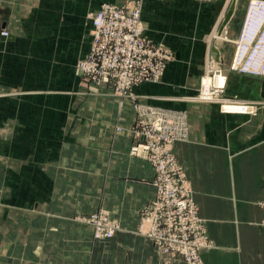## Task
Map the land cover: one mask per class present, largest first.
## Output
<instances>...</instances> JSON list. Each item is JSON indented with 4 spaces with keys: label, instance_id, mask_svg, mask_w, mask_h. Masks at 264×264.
<instances>
[{
    "label": "crops",
    "instance_id": "crops-1",
    "mask_svg": "<svg viewBox=\"0 0 264 264\" xmlns=\"http://www.w3.org/2000/svg\"><path fill=\"white\" fill-rule=\"evenodd\" d=\"M126 0H0V264H183L137 233L154 197V169L129 153L136 112L111 88L82 86L89 12ZM235 0H143L145 33L173 58L159 82L133 88L138 102L185 111L188 140L174 151L214 247L205 264H264L256 202L264 180V76L230 70L219 44L223 96L259 103L255 116L226 114L197 95L213 62L210 36ZM235 7L225 26L236 35ZM226 29L225 27H223ZM120 231L95 241L81 222L97 210ZM27 258V259H25Z\"/></svg>",
    "mask_w": 264,
    "mask_h": 264
},
{
    "label": "built area",
    "instance_id": "built-area-1",
    "mask_svg": "<svg viewBox=\"0 0 264 264\" xmlns=\"http://www.w3.org/2000/svg\"><path fill=\"white\" fill-rule=\"evenodd\" d=\"M244 1L247 6L238 37L233 41L236 52L230 70L264 76V0ZM125 6L121 8L106 3L88 14L92 27L91 51L77 62L75 74L94 88L108 86L118 96L132 101L136 112V121L131 130L136 143L132 153L151 162L156 174V198L141 213V233L153 240L157 249L182 254L185 264H200L197 248L206 245V242L201 235L191 184L173 151L175 143L188 140L186 112L141 103L133 95L135 86L162 79L173 53L168 47L153 43L146 36L140 14L141 0H130ZM1 36L7 37L8 33L1 31ZM221 72L209 67L207 74L213 83L207 86L202 79L203 87L199 94L184 99L216 102L220 111L226 114L255 116L258 103L223 96L226 78L221 85L214 84L215 74L220 76ZM176 219L192 222V230L198 234L192 244L184 243L182 236L175 231L167 238L162 229H156L161 222L171 227ZM88 222L93 226L96 239L112 238L120 230L118 222L102 210L93 214ZM172 255L181 258L174 253Z\"/></svg>",
    "mask_w": 264,
    "mask_h": 264
},
{
    "label": "rangeland",
    "instance_id": "rangeland-1",
    "mask_svg": "<svg viewBox=\"0 0 264 264\" xmlns=\"http://www.w3.org/2000/svg\"><path fill=\"white\" fill-rule=\"evenodd\" d=\"M128 1H130V0H126L123 4H115V3H112V4H114V5H119L121 8H125L126 6V4L128 3ZM196 1H198V0H196ZM211 1H213V0H211ZM199 2H210V1H199ZM104 4H106V3H104ZM103 5V4H102ZM102 5H100V7L102 6ZM142 5H143V0H141V7H140V14H141V10H142ZM246 6H247V3H246V1H244V0H238V1H236V4H235V7L237 8V10H238V14H242V20H241V24H240V21L238 20V19H235V21H234V24H235V26H237V27H239V29H238V31L236 32V35H232L231 33H230V31H229V28L227 27V26H223V27H225L226 29H225V37H226V39H224V40H221L220 38H218L217 36H219V32L222 30L221 28H220V30L218 31V29H216V31H214L212 34H211V36H210V43H211V40L213 41V44L212 45H214L215 47L217 46V45H221L222 46V48H225V50H226V52L230 55H234V52H236L235 50H236V44H235V42H233V41H235L236 39H237V37H238V34H239V31H240V29H241V26H242V22H243V18H244V12H245V9H246ZM100 7L98 8V9H100ZM97 9V10H98ZM96 11V10H95ZM95 11H92V12H95ZM89 13H91V12H89ZM88 13V14H89ZM88 14H87V18H88ZM88 20H89V18H88ZM89 22H90V20H89ZM90 25H91V22H90ZM92 28V27H91ZM2 31H6V30H2ZM7 32V31H6ZM8 33V32H7ZM215 33V34H214ZM216 33H217V36H214V35H216ZM146 34V33H145ZM0 35H1V32H0ZM9 36V35H8ZM7 36V37H8ZM147 36V35H146ZM4 37V36H3ZM7 37H5V38H7ZM148 37V36H147ZM212 37V38H211ZM215 37V38H214ZM217 37V38H216ZM150 39V38H149ZM151 40V39H150ZM153 43H155L154 41H152ZM156 44H160V43H156ZM91 45H92V43H91ZM212 45H211V47H212ZM211 49V48H210ZM91 51V47H90V50H89V52ZM89 54V53H88ZM87 54V55H88ZM232 58H233V56H232ZM82 60V59H81ZM79 61V60H78ZM77 64V63H76ZM210 66V68L211 69H219V66L217 65V63H216V61H213V62H211V64L209 65ZM75 67H76V65H75ZM209 70V69H208ZM220 70V69H219ZM221 71V70H220ZM209 74H212L211 72H209ZM209 74H207L206 75V77L207 78H209L210 80H211V82H207L206 84H212L213 83V79L211 78V76L209 75ZM246 75H248V74H246ZM77 76V75H76ZM222 76H224L225 77V75H223L222 74ZM251 76H256V75H251ZM78 77V76H77ZM206 77H204V80L206 79ZM260 77V76H259ZM78 79H79V82L80 83H82V86H87V87H92V86H90V85H88L87 84V82L86 81H84V80H82L80 77H78ZM151 83H153V82H151ZM104 86V85H103ZM203 87V85H201V82H200V86H199V91H198V93L197 94H199V92H200V89ZM93 89H95L94 87H92ZM110 88V87H109ZM112 90V89H111ZM112 92H113V94H115L116 96H118L113 90H112ZM133 95H134V93H133ZM119 98H126V97H120V96H118ZM128 99V98H127ZM136 100H137V98H136ZM142 103V102H141ZM260 106V104L258 103V107ZM131 130H132V128H131ZM131 134H132V131H131ZM132 137H133V134H132ZM135 143V139H134V137H133V144L131 145V148H130V151H129V153L131 154V156H134V157H139V156H137V155H133V153H132V147L136 144H134ZM143 143H145V142H143ZM173 151H174V146H173ZM174 154H175V151H174ZM176 155V154H175ZM139 158H141V157H139ZM143 159V158H142ZM176 159H177V157H176ZM143 160H145V159H143ZM147 161V160H146ZM177 161H178V159H177ZM148 162V161H147ZM179 162V161H178ZM150 164H151V166L153 167V169H154V166L152 165V163L151 162H149ZM180 164V163H179ZM181 165V164H180ZM182 166V165H181ZM183 168V167H182ZM184 170V169H183ZM185 172V171H184ZM186 174V173H185ZM187 176V175H186ZM155 177H156V174H155V171H154V178H153V180H152V186H153V188H154V197H153V199L146 205V206H149L150 204H153V201L155 200V198H156V188H155V186H154V180H155ZM191 189H192V186H191ZM192 192H193V194H194V191H193V189H192ZM193 199H194V196H193ZM194 202H195V205H196V214L198 215V217L200 218V230H201V235L203 236V238L205 239V242H206V245H204V246H199L198 248H197V252H198V256H199V260H200V264H205L204 263V261H203V253L205 252V251H207V250H210V249H212L213 247H214V244H213V241L209 238V236H208V233H207V229H206V220H204L201 216H200V213H199V207H198V204L196 203V201H195V199H194ZM145 206V207H146ZM256 206H257V208H258V210H259V212H260V220H259V226L260 227H262V228H264V180H263V182L261 183V185H260V197H259V199L257 200V202H256ZM99 211H101V209H99V210H97L96 212H94V213H92V214H90V215H88V216H84L82 219H81V222H84L85 224H88L89 226H91V228L93 229V226L88 222V219L93 215V214H96V213H98ZM102 211H104V212H106V214L111 218V216H110V214L107 212V211H105V210H102ZM143 211V210H142ZM142 213V212H141ZM111 219H113V218H111ZM117 221V220H116ZM118 222V221H117ZM142 216H140V223H139V227L137 228V233L138 234H140L141 236H143L144 238H146L151 244H152V246L157 250V252L159 253V254H161L162 256H165V257H168V258H172V259H176V260H179V261H181L183 264H185V259H184V257H183V255L182 254H180V253H176V252H163V251H161V250H159V249H157L156 247H155V242L153 241V240H151L150 238H148L146 235H143L142 233H141V230H140V227H141V225H142ZM118 224H119V222H118ZM120 226V225H119ZM156 229H162L163 230V232L165 233V236L168 238L169 236H170V234L172 233V232H176L177 234H179V235H181L182 236V241L184 242V243H187V244H192L194 241H195V239H196V237L198 236V234H197V232L196 231H193L192 230V222H190V221H188L187 219L185 220V221H181V220H179V219H176V222H173V224H172V226L171 227H167L166 225H165V222H161V223H158L157 225H156ZM120 231V230H119ZM118 232V231H117ZM116 232V233H117ZM115 233V234H116ZM115 234H114V236H115ZM113 236V237H114ZM112 237V238H113ZM112 238H109V239H104V240H110V239H112ZM93 239L95 240V241H102V240H100V239H96L95 238V236H94V231H93ZM176 254V255H179V256H181V258L180 257H178V256H175V255H172V254ZM25 259H27V258H25ZM28 260V259H27Z\"/></svg>",
    "mask_w": 264,
    "mask_h": 264
},
{
    "label": "water",
    "instance_id": "water-1",
    "mask_svg": "<svg viewBox=\"0 0 264 264\" xmlns=\"http://www.w3.org/2000/svg\"><path fill=\"white\" fill-rule=\"evenodd\" d=\"M234 11H235V2H232L229 9H228L226 17L223 21L222 28H223V26H225L227 24V22L233 16ZM210 54H211V57L213 58L214 61H216V62L219 61V51L217 50V48L214 45H212V47L210 49Z\"/></svg>",
    "mask_w": 264,
    "mask_h": 264
},
{
    "label": "bare ground",
    "instance_id": "bare-ground-1",
    "mask_svg": "<svg viewBox=\"0 0 264 264\" xmlns=\"http://www.w3.org/2000/svg\"><path fill=\"white\" fill-rule=\"evenodd\" d=\"M232 1V0H231ZM235 1H238V0H235ZM214 31H216V30H214ZM225 29L224 28H222V30L218 33L219 34V36H217V33H216V35H214V36H217L218 38H220L221 40H224V39H226V37H225ZM215 34V33H214ZM216 37V38H217ZM212 38V37H211ZM215 38V37H214ZM218 74L216 73L215 74V77H214V79H215V82H214V84L215 85H217V86H219V85H221L222 83H223V81H224V76H222V74H220V76H217ZM211 82V80L209 79V78H207L206 77V79H205V83H207V82ZM210 84L208 83L207 84V86H209Z\"/></svg>",
    "mask_w": 264,
    "mask_h": 264
}]
</instances>
